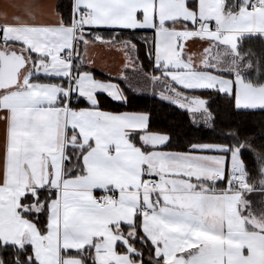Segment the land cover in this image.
<instances>
[{
  "label": "snow or ice",
  "instance_id": "6c2138e0",
  "mask_svg": "<svg viewBox=\"0 0 264 264\" xmlns=\"http://www.w3.org/2000/svg\"><path fill=\"white\" fill-rule=\"evenodd\" d=\"M7 7L17 12H0V264H264V201L245 196L257 191L247 140L229 133L235 144L165 151L171 138L149 130L148 114L100 110L99 94L127 96L81 55L111 43L86 26L150 29L151 79L165 99L206 121L207 101L186 91L215 90L237 113L264 110L241 47L264 37V0H73L70 19L54 22L37 19L39 0ZM190 40L208 45L199 65L185 55ZM258 163L264 177V154Z\"/></svg>",
  "mask_w": 264,
  "mask_h": 264
},
{
  "label": "trees",
  "instance_id": "16d2710c",
  "mask_svg": "<svg viewBox=\"0 0 264 264\" xmlns=\"http://www.w3.org/2000/svg\"><path fill=\"white\" fill-rule=\"evenodd\" d=\"M73 0H58L56 11L65 19H70V4ZM90 33L100 34L104 41L118 43L131 38L136 45V57L141 70L153 75V63L147 55L151 46L152 30L130 29H88ZM119 36V39H115ZM147 40V43L145 42ZM245 52H250L255 64L246 75L253 82L264 83V38L260 36L245 37L241 43ZM83 52V51H82ZM97 79L115 81L122 89L127 102L120 103L111 100L104 94H99L100 108L109 111L143 112L149 116V130L156 133L167 134L171 138V147L165 150L183 152L187 151L191 143L198 144H235L236 140L228 136L229 133H239L237 137L241 142L247 140L248 145L243 150L245 160L250 173V183L256 187L260 179V167L258 163L261 154H264V110H241L237 113L234 100L218 94L215 90L186 91L184 94H193L207 101L208 110L213 119L209 125L196 124L192 121L187 110L178 104L164 99L156 93L139 92L128 86L127 81L114 78L96 68L86 67ZM159 75V73H155ZM56 80L42 79L41 82ZM80 107L86 106L81 103ZM214 129V130H213ZM218 189L225 188L224 182H218ZM247 198L255 200V195L249 193ZM257 203V202H256ZM71 255H75L73 250ZM147 259V256H145ZM90 264V260H89Z\"/></svg>",
  "mask_w": 264,
  "mask_h": 264
},
{
  "label": "crops",
  "instance_id": "0c3cea01",
  "mask_svg": "<svg viewBox=\"0 0 264 264\" xmlns=\"http://www.w3.org/2000/svg\"><path fill=\"white\" fill-rule=\"evenodd\" d=\"M17 2V0H0V12L7 11L9 15H13L17 12V9L7 7L9 4ZM19 2H23V0H19ZM40 8L37 10V19L42 22H54L59 18V13L56 11V4L58 0H39ZM23 13H21L22 15ZM97 28H106V29H120V28H111L107 26H100ZM86 29H92L91 26H86ZM150 30V29H145ZM207 45L203 41H188L186 46V57H191L197 65L200 63V58L202 55V48ZM123 45L119 43H101L96 42L95 44H90L82 53L83 63L89 68H96L101 70L103 73L112 76L114 78L120 79L121 76L124 75L125 69L128 64H137L135 61L131 60L129 55L127 54L125 48L122 47ZM138 65V64H137ZM139 66V65H138ZM226 73V71H220ZM227 74V73H226ZM108 81V80H104ZM41 82V81H40ZM56 83L54 81H49ZM112 83L117 84L115 81H111ZM103 94V93H101ZM107 96V94H104ZM110 98V97H109ZM111 99V98H110ZM113 100V99H111ZM115 101V100H113ZM117 102V101H115ZM86 104V103H85ZM85 107V106H84ZM102 111H109L101 109ZM113 113H143V112H132V111H109ZM3 137V126L0 125V139ZM165 150V149H164ZM169 152H177V151H170ZM205 155H215L217 153H201ZM226 187V183H225ZM219 191L220 189L217 188ZM96 193H99L97 190Z\"/></svg>",
  "mask_w": 264,
  "mask_h": 264
},
{
  "label": "rangeland",
  "instance_id": "374dc122",
  "mask_svg": "<svg viewBox=\"0 0 264 264\" xmlns=\"http://www.w3.org/2000/svg\"><path fill=\"white\" fill-rule=\"evenodd\" d=\"M127 40L128 39L120 41V44L123 45V42L127 41ZM97 42H99V41H97ZM106 42H109V41H106ZM204 46H205L204 48L208 47V45H204ZM125 50H126L127 54L129 55V57L131 58V60L135 61L139 65V61L137 60V57H136V48L132 49L131 51H128L127 49H125ZM185 55H187V52H185ZM137 64H132V63L128 64V66L125 69L124 75L121 76L120 79H122L124 81H127L128 86L132 87L136 91L148 92V93H156V94H158L159 96H161L163 98H164V96H167L168 92L165 91V89L163 87V84L153 81L151 79V76H149L148 74L143 72L141 70L140 65L138 66ZM250 70H252V69H250ZM250 70H248V71H250ZM226 73H223V72L219 71V72H215L214 74L223 75V77L225 79L231 78L228 75V73L227 74ZM125 77H126V79H125ZM162 92L164 93V96L161 95ZM184 95L188 96L189 98L196 96V95H193V94H184ZM168 100L174 102L175 104H178L177 102H175L172 99H168ZM184 109L187 110L186 108H184ZM257 109H259V108H257ZM188 112H189V114L191 116L192 121L194 123H196V124H199V123L201 124L202 123V124H205V125H209L211 123V120L206 121L205 116L202 114V111H197V112L188 111ZM262 178H264V177L260 176V179H262ZM260 179L258 180V184L256 186L257 191H254L252 193V194L255 195L254 206L257 207V208L260 207V202L264 201V195H261L259 190H258ZM248 194L249 193H246L245 196L248 195ZM246 198H247V196H246ZM251 200H253V199H251Z\"/></svg>",
  "mask_w": 264,
  "mask_h": 264
},
{
  "label": "built area",
  "instance_id": "2783aa9c",
  "mask_svg": "<svg viewBox=\"0 0 264 264\" xmlns=\"http://www.w3.org/2000/svg\"><path fill=\"white\" fill-rule=\"evenodd\" d=\"M100 194H101L100 192L99 193H96L97 196H99Z\"/></svg>",
  "mask_w": 264,
  "mask_h": 264
}]
</instances>
